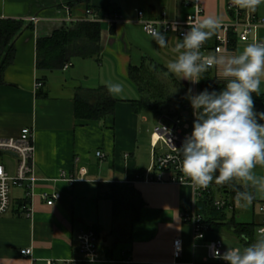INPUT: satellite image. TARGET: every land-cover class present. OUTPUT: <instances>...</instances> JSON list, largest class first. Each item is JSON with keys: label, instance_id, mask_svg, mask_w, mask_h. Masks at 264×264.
Masks as SVG:
<instances>
[{"label": "crops", "instance_id": "obj_1", "mask_svg": "<svg viewBox=\"0 0 264 264\" xmlns=\"http://www.w3.org/2000/svg\"><path fill=\"white\" fill-rule=\"evenodd\" d=\"M105 1L0 0V21L22 23L13 40L12 54L0 73V137H17L22 128H33L34 164L39 178L36 195L31 199L30 218L18 210V203L24 198L23 188L13 189L12 209L0 215V264H48L49 260L55 264H81L75 262L81 256L77 236L82 229L93 227L101 244L99 264L126 258L130 263L120 264H227L208 257L206 241H193V226L185 220V215L196 207L192 187L142 179L152 165V148L151 152L143 148L140 141L148 116L136 113L132 106L141 93L130 79L131 65L142 64L157 75L161 72L167 81L178 86L186 83L171 73L166 74L167 63L175 58L172 49L181 37L165 33L167 46L160 48L134 22L138 11H144L147 18H157L166 12L173 20H182L192 12L193 0H146L144 7L133 11H124L114 0L119 8L117 14L130 22L101 21L102 50L98 58L74 56L75 62L71 61L73 57L64 67L54 70L37 66L39 38L51 36L62 26L94 21ZM200 1L204 8L202 17L219 16L222 23L233 22L234 15L228 8L231 0ZM88 3L93 6V12L88 13ZM256 10L264 18V3ZM215 35L207 41L208 53H213ZM260 38L264 39V30L260 31ZM249 42L252 41L236 43L235 40V46L223 53L242 49ZM211 70L219 80L216 69ZM37 80L43 83L38 89ZM107 82L123 86V92L116 96L115 113L101 120L78 119L77 89L98 88ZM97 151L104 156L99 157ZM4 159L10 166L16 165L13 156L5 155ZM63 171L75 175L76 180L69 182L62 178ZM256 172L264 175V169L259 167ZM113 182L133 185L144 199L141 219L131 234L127 221H120L115 230L113 218L110 221L108 217L112 216V202L103 194ZM44 191H59L62 198L55 205H48L40 196ZM263 201L264 195L253 200L252 221L237 220L235 214L230 218L228 210L232 209L228 208L225 219L215 221L219 224L216 228L209 225L206 236L220 238L226 250L232 241L245 245L253 242L255 233L243 240L234 222L258 224L262 214L257 209ZM176 238L183 244L179 260L173 254ZM24 248H32V255H22L20 250Z\"/></svg>", "mask_w": 264, "mask_h": 264}, {"label": "clouds", "instance_id": "obj_2", "mask_svg": "<svg viewBox=\"0 0 264 264\" xmlns=\"http://www.w3.org/2000/svg\"><path fill=\"white\" fill-rule=\"evenodd\" d=\"M240 9L255 12L264 0H231ZM222 27L219 16L197 17L188 24L172 51L175 58L166 67L167 73L195 85L209 69H216L224 86L219 90L205 88L194 93L189 88L186 98L193 110L192 131L179 148V171L190 181L193 190L217 185L239 184L235 200L248 207L257 195H264V112L255 110L253 94H261L264 84V42L252 41L242 49L205 54L203 46ZM173 30H176L174 27ZM147 34L160 47L167 46L165 32L149 27ZM110 95L123 92L121 84L106 83ZM245 241L248 237L241 234ZM213 249V258L227 264H264V227L255 230L253 242L245 246L228 247L221 253Z\"/></svg>", "mask_w": 264, "mask_h": 264}, {"label": "built area", "instance_id": "obj_3", "mask_svg": "<svg viewBox=\"0 0 264 264\" xmlns=\"http://www.w3.org/2000/svg\"><path fill=\"white\" fill-rule=\"evenodd\" d=\"M192 12L182 20L171 19L166 12H163L157 18H147L142 10L138 11L137 19L134 21L139 24L144 33L147 34L149 27H155L165 33H175L182 38V34L188 30V24L194 21L197 17H202L204 8L200 0H193ZM229 10L234 15V20L231 23H222L221 29L216 33V44L213 48V53L216 49H221L222 52L230 49L232 37H235L236 43L246 41H259L264 42L260 38V31L264 30V18L260 17L257 13L248 10L240 9L229 2ZM91 10H88L90 13ZM38 21V18H33ZM94 21H106L110 24L113 23H128L130 21L124 20L119 14L105 15L102 18H94ZM176 30H173V28ZM207 42L203 46L202 51L208 53ZM71 65V64H69ZM68 66V65H67ZM223 82V81H222ZM43 83L37 80L35 87L41 88ZM194 93L199 92L198 84L193 88ZM188 118L194 120L193 110L190 108ZM185 116H162L159 117L157 125L151 136L152 145V165L146 175L142 178L149 182H168L175 184H188L191 186L190 181L184 178L179 171V154L174 150L173 145L179 148L186 135L191 133V126L184 123ZM167 119V122L164 121ZM35 141L34 131L32 127L22 128L19 136L11 138L0 137V215L8 213L13 206L12 192L14 188H23L24 198L27 201L21 206L20 211L26 217H31L33 214L31 199L36 195V185L39 180L34 164L35 156ZM5 155L13 156L16 159V165L10 166L5 162ZM99 157H103L101 151H97ZM85 170H82V174ZM61 177L67 179L69 182L76 180L75 175H67L66 172L61 173ZM192 187V186H191ZM212 184L207 189L193 190L194 200L196 201L204 193L209 192ZM193 189V188H192ZM236 195V194H235ZM42 200L48 205H55L62 198L59 191H44L40 194ZM214 205L221 209L228 207L229 209H236L239 207L234 196V200L230 197L221 195L216 197ZM260 212L262 220L257 224L256 229L264 227V201L260 204ZM185 220L189 221L193 226V241H206L208 249V257L213 260H223L213 258V249H218L221 253L225 252L224 243L220 238H208L206 236L208 225L205 223L202 215L198 214L196 210L185 215ZM78 247L81 254L80 258L76 259V263L81 264H99L101 262L98 248V235L93 228L82 229L78 236ZM194 243V244H195ZM196 246V244H195ZM183 244L180 238H176L173 242V254L175 260L182 257ZM20 253L25 256H31L33 253L32 248H24ZM112 264L130 263L129 259L112 260ZM48 264H55L52 260Z\"/></svg>", "mask_w": 264, "mask_h": 264}, {"label": "trees", "instance_id": "obj_4", "mask_svg": "<svg viewBox=\"0 0 264 264\" xmlns=\"http://www.w3.org/2000/svg\"><path fill=\"white\" fill-rule=\"evenodd\" d=\"M81 1V0H75ZM89 1V0H88ZM89 10L93 12V6L88 3ZM119 12L114 0H106L104 6L97 11L98 18ZM22 29V23L15 20L0 21V73L10 58L13 49V40ZM103 28L99 21H80L73 26H62L55 30L49 37H41L37 43V66L40 69L54 70L62 68L74 56L82 58H98L101 54ZM235 37H232L230 47L235 46ZM154 71H150L144 65H131L129 70L130 79L137 85L141 96L132 101L133 110L136 113L144 110H153L157 116H181L186 103V89L180 94L173 90L174 84L162 83L156 80ZM40 81V80H39ZM224 82L219 81L213 75L212 70L204 73L198 83L199 92L205 88L209 91H219ZM255 110L264 112V93L259 96L253 94ZM118 99L109 94L106 86L98 88L77 89L75 98V115L78 119L101 120L109 114H114ZM264 123V121H261ZM237 190H243L239 184L217 185L212 183L209 192L204 193L196 201L195 210L202 215L205 223L216 228L217 220H224L228 207L217 208L214 201L218 195H225L234 200ZM112 202V218L115 226L122 220L128 222V230L131 234L134 225L141 219L142 209L145 206L141 193L131 184L116 183L108 184V189L103 194ZM27 201L23 198L18 203L19 214L21 206ZM237 234L252 237L257 224L235 223ZM96 231V229L93 227ZM209 229V228H208ZM98 234V233H97ZM118 240H122L118 237Z\"/></svg>", "mask_w": 264, "mask_h": 264}, {"label": "rangeland", "instance_id": "obj_5", "mask_svg": "<svg viewBox=\"0 0 264 264\" xmlns=\"http://www.w3.org/2000/svg\"><path fill=\"white\" fill-rule=\"evenodd\" d=\"M145 1L146 0H117L118 4L123 8L124 11H133L135 8H139L140 6L144 7L145 5ZM75 57L71 60L72 62H75ZM156 76V80L167 84H170L172 82L167 81V77L163 76V74L160 72L158 73L159 75H157V73H154ZM175 86H173V90H175L174 92H176L177 94L182 93L183 91H185L186 89L189 90V88H191L193 90V84H191L189 81H186L185 84H182L181 86H178L174 83ZM261 92L264 93V84L261 85ZM138 95L140 96L139 92ZM186 103L190 104V102L188 101V99L186 98ZM143 114L148 116V122H145L143 124V130L142 133L143 135H141L140 137V141L142 142L141 144L143 145V148H148L150 149L151 152V136H152V132L155 129V126L157 125L158 122V116L156 115V113L153 110H144L142 112ZM166 114H164L163 116H165ZM177 115H172V117H176ZM165 122H167V119H164ZM184 123H188L191 126V131H192V125H193V120L190 118H185ZM147 136V140L143 141V137ZM150 165V164H149ZM217 197H220V195H218ZM260 212V207L258 206L257 209V213ZM235 214V218L237 220H241V221H252L253 220V207L252 204L248 207H241L239 206V209L236 213H234L233 210L229 211L228 210V216L230 218H232ZM108 217H110V221L112 220V216L108 215ZM109 221V220H108ZM223 240H225L226 238L224 236H221ZM226 241V240H225ZM225 245H227V243H225ZM100 246L101 248V244H99L98 241V247ZM236 246H245L244 243H240L238 241H232L230 243V247H236ZM226 247V246H225Z\"/></svg>", "mask_w": 264, "mask_h": 264}, {"label": "water", "instance_id": "obj_6", "mask_svg": "<svg viewBox=\"0 0 264 264\" xmlns=\"http://www.w3.org/2000/svg\"><path fill=\"white\" fill-rule=\"evenodd\" d=\"M190 108H191V105H190V104H187V105L185 106V108H184V111H182L180 115H181V116L188 117L189 114H190V112H189Z\"/></svg>", "mask_w": 264, "mask_h": 264}]
</instances>
